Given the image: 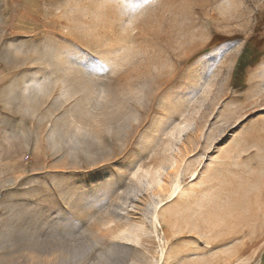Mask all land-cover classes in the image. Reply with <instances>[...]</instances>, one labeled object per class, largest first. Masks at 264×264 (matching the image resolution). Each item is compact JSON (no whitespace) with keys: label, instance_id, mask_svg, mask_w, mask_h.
<instances>
[{"label":"rangeland","instance_id":"374dc122","mask_svg":"<svg viewBox=\"0 0 264 264\" xmlns=\"http://www.w3.org/2000/svg\"><path fill=\"white\" fill-rule=\"evenodd\" d=\"M0 264H264V0H0Z\"/></svg>","mask_w":264,"mask_h":264},{"label":"snow or ice","instance_id":"6c2138e0","mask_svg":"<svg viewBox=\"0 0 264 264\" xmlns=\"http://www.w3.org/2000/svg\"><path fill=\"white\" fill-rule=\"evenodd\" d=\"M98 2L100 4H106L108 2V0H98ZM225 43H230L228 41H225ZM223 51H226V49H223ZM223 51L218 49V53L220 55L223 54ZM81 55L84 57H87L88 54L87 53H83L81 52ZM90 63L94 66L96 64H99V70L103 71V72H107L108 69L105 67V65L100 62L98 59L92 58ZM85 66H88L87 64ZM90 70L95 71L97 69H95L94 67L91 68ZM51 71H55V68H52ZM165 119V117L162 114H157V116L152 120V122H150L146 127L143 128V130L140 132V135L136 138L135 143L132 145L130 151L127 154V158L129 160L134 159L137 155H138V150L139 148H141L144 143L150 139H153L155 137V134L159 128V125L161 124V122ZM66 196H74L76 195L75 192L68 190H61Z\"/></svg>","mask_w":264,"mask_h":264},{"label":"bare ground","instance_id":"6f19581e","mask_svg":"<svg viewBox=\"0 0 264 264\" xmlns=\"http://www.w3.org/2000/svg\"><path fill=\"white\" fill-rule=\"evenodd\" d=\"M176 194H177V190H175L173 193H172V195H171V197H170V201L176 196ZM156 210H158V208H156ZM155 219H156V216L154 217ZM157 230V229H156ZM128 238V237H127ZM129 239V238H128Z\"/></svg>","mask_w":264,"mask_h":264}]
</instances>
